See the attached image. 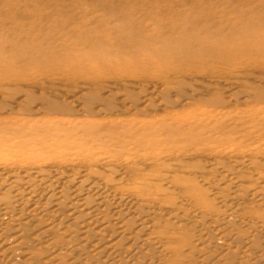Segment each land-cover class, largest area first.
I'll return each mask as SVG.
<instances>
[{
	"label": "rangeland",
	"instance_id": "1",
	"mask_svg": "<svg viewBox=\"0 0 264 264\" xmlns=\"http://www.w3.org/2000/svg\"><path fill=\"white\" fill-rule=\"evenodd\" d=\"M0 264H264V0H0Z\"/></svg>",
	"mask_w": 264,
	"mask_h": 264
},
{
	"label": "bare ground",
	"instance_id": "2",
	"mask_svg": "<svg viewBox=\"0 0 264 264\" xmlns=\"http://www.w3.org/2000/svg\"><path fill=\"white\" fill-rule=\"evenodd\" d=\"M120 9V8H119ZM178 13V12H177ZM39 18V17H38ZM194 25V24H193ZM9 27V26H8ZM19 29V28H18ZM28 29V28H27ZM36 34V33H35ZM255 43V42H254ZM255 45V44H254ZM256 51V50H255Z\"/></svg>",
	"mask_w": 264,
	"mask_h": 264
}]
</instances>
